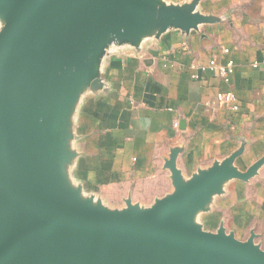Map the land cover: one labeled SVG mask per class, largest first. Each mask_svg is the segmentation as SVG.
<instances>
[{
	"label": "water",
	"instance_id": "obj_1",
	"mask_svg": "<svg viewBox=\"0 0 264 264\" xmlns=\"http://www.w3.org/2000/svg\"><path fill=\"white\" fill-rule=\"evenodd\" d=\"M200 1L0 0V264H264L254 231L198 220L231 181L258 176L264 157L236 164L244 147L190 178L173 149V191L151 206L111 208L73 176L78 108L105 91L110 50L215 23Z\"/></svg>",
	"mask_w": 264,
	"mask_h": 264
},
{
	"label": "crops",
	"instance_id": "obj_2",
	"mask_svg": "<svg viewBox=\"0 0 264 264\" xmlns=\"http://www.w3.org/2000/svg\"><path fill=\"white\" fill-rule=\"evenodd\" d=\"M198 11L216 22L189 35L168 31L139 49H111L102 69L105 91L80 103L73 176L111 208H123L129 196L151 206L171 193L165 162L173 149L181 151L177 166L186 178L242 147L236 164L243 170L264 157V65L252 67L264 60V0H201ZM212 59L235 62L229 84L211 73L191 78L192 64ZM227 91L237 96L238 112L218 103L217 94ZM225 190L209 214L212 226L224 223L241 240L254 231L264 247V166L248 183L231 181Z\"/></svg>",
	"mask_w": 264,
	"mask_h": 264
},
{
	"label": "built area",
	"instance_id": "obj_3",
	"mask_svg": "<svg viewBox=\"0 0 264 264\" xmlns=\"http://www.w3.org/2000/svg\"><path fill=\"white\" fill-rule=\"evenodd\" d=\"M224 52L229 53V50L225 49ZM261 65H264V60L261 62H254L252 67L258 68ZM190 70L191 78L193 80H200L203 75L211 73L217 75L226 84H229L235 71V62L230 59L226 63H220L217 59H212L206 64H192ZM216 98L218 103L224 106L227 110L232 112H238L240 110V104L234 92H220L217 94Z\"/></svg>",
	"mask_w": 264,
	"mask_h": 264
},
{
	"label": "rangeland",
	"instance_id": "obj_4",
	"mask_svg": "<svg viewBox=\"0 0 264 264\" xmlns=\"http://www.w3.org/2000/svg\"><path fill=\"white\" fill-rule=\"evenodd\" d=\"M0 27H1V23H0ZM221 197V196H220ZM217 198H219V197H217ZM216 198V199H217ZM210 212L209 213H202L200 216H199V218H198V220L204 225V227H205V229L206 230H209V231H216L217 230V228H214L213 226H212V224L210 223V221H209V218H210ZM219 228V227H218ZM258 240V239H257ZM264 248V247H263Z\"/></svg>",
	"mask_w": 264,
	"mask_h": 264
}]
</instances>
